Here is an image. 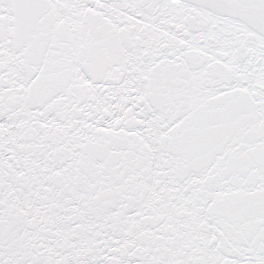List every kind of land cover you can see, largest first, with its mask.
<instances>
[{"label":"snow or ice","instance_id":"snow-or-ice-1","mask_svg":"<svg viewBox=\"0 0 264 264\" xmlns=\"http://www.w3.org/2000/svg\"><path fill=\"white\" fill-rule=\"evenodd\" d=\"M0 264H264V0H0Z\"/></svg>","mask_w":264,"mask_h":264}]
</instances>
